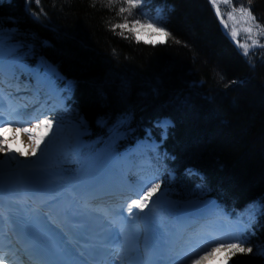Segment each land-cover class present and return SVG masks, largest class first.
I'll return each mask as SVG.
<instances>
[{
    "label": "trees",
    "instance_id": "1",
    "mask_svg": "<svg viewBox=\"0 0 264 264\" xmlns=\"http://www.w3.org/2000/svg\"><path fill=\"white\" fill-rule=\"evenodd\" d=\"M164 1L175 6L171 37L154 48L118 38L109 28L113 12L96 0H39L37 9V0H14L0 6V28L11 29L15 42L31 45L73 84L69 106L89 123V133H96L98 118L118 112L131 115L132 124L171 115L183 164L203 172L236 207L260 200L259 214L242 211L257 230L243 244L253 251L230 261L264 264L257 254L264 245V73L247 64L256 55L246 60L234 52L204 0ZM249 3L264 27V0H231L236 8Z\"/></svg>",
    "mask_w": 264,
    "mask_h": 264
},
{
    "label": "snow or ice",
    "instance_id": "2",
    "mask_svg": "<svg viewBox=\"0 0 264 264\" xmlns=\"http://www.w3.org/2000/svg\"><path fill=\"white\" fill-rule=\"evenodd\" d=\"M213 4V7L216 10L217 16L221 19V23L224 24L225 28L228 27L227 21L224 19V14L220 10V4L223 3L225 6L231 4V0H210ZM39 3V0H37ZM113 3V0H109V4ZM128 7H120L119 14L123 15L125 12L128 15H131V9L136 8L140 0H126ZM235 13L239 14L241 20H243L248 26L243 27L242 31L248 34H251L253 31L252 25L255 26L259 34H264V27L256 22L255 17L251 11V5L249 3L248 7L241 5L239 8H236L234 5L231 6V11L227 13L228 21L237 22ZM159 15L157 20H159ZM120 29L119 35L124 39H128L125 32L132 33L137 43H140V37L142 34H147L149 36L148 40H145L144 43H151L153 46L157 43H166L167 39L171 37V33L166 30L165 27L160 26L157 22H153L151 19L140 20L135 19L129 22L128 18L125 16L122 23H116L111 25V30L115 31ZM160 36L164 39L162 40H152L151 37ZM230 35L234 40L238 36V29L233 26L230 32ZM15 39V33L11 29L4 30L0 28V72L3 70V64L5 60V49H7V54L9 63H18L21 60V55L18 53V49L22 47L21 44L13 42ZM247 39L252 40V44L249 45L247 40L244 43H239L237 41V46L243 48V54L248 55L249 47H264V45L259 44V41L254 39L251 35H248ZM128 117L123 116L118 119L115 125L111 130L110 139H118L123 133L120 131L121 126L127 121ZM170 121L163 120L158 121V126L163 127L166 131L167 127L170 126ZM52 121L47 118H33L31 121H25L23 123L19 121L4 120L0 118V153H11L13 149L6 147L9 143V140L4 139L2 133L6 130H14L12 139H15L16 133L27 134L28 139L32 141V147L30 154L35 156L37 149H39L40 144L44 141L45 136L48 134V130L52 129ZM37 131L43 132L42 135H35ZM50 143V141H49ZM20 156H25L26 153H18ZM14 159V157H13ZM161 188L159 182H152L150 186L146 185V191L142 192L138 198L131 200L127 204L126 210L129 216L133 215V208H138L140 211H143L145 208L149 207V202L152 200V197L156 192ZM155 203H159V198ZM261 209L264 211V202L261 203ZM243 231V230H242ZM247 241L239 237L233 238L231 240L217 239L216 237H210L208 239L207 246L193 255L190 259L185 257L180 261H175L173 264H207L211 259H215L216 255L223 252L225 253L223 260L226 262L231 259L232 256H235L237 253L247 254L251 253L253 249L251 247H244ZM257 254L264 256V245L257 247Z\"/></svg>",
    "mask_w": 264,
    "mask_h": 264
},
{
    "label": "rangeland",
    "instance_id": "3",
    "mask_svg": "<svg viewBox=\"0 0 264 264\" xmlns=\"http://www.w3.org/2000/svg\"><path fill=\"white\" fill-rule=\"evenodd\" d=\"M96 1H100L101 3H104V5L108 7V9L110 8L109 11L113 12V19H112L113 21H111V23L109 24V26H110L109 28L110 29H111V25L123 22L124 18L122 17V15L119 14V11L114 12V7L110 6L111 4L107 3L106 0H96ZM122 1L125 4H127L126 0H122ZM211 8H212V10L214 12H216V10L213 7L212 3H211ZM220 10L224 14L225 21H227V23H228V27L225 28L226 29L225 30V34L228 35L229 37H231V39L234 42H236L237 49H235L236 47L234 48L235 53L240 54V55L242 54L244 56V54H243L244 50H243V48L237 46V41H239V43L242 44V43H244L247 40V43L249 45H251L252 44V40L247 39L248 35H251L254 39L258 40L259 44L264 45V34H259L254 25H252L253 31H252L251 34H248V33H245V32L242 31V28L243 27H247L248 25L243 20L240 19L238 13H235L237 22L228 21L227 13L231 11V6L230 5L225 6L223 3H221L220 4ZM160 13H161V15L164 14L162 7L160 9ZM220 21H221V19H220ZM129 22H131V21H129ZM222 25H223V27H225L224 24H222ZM233 26H235L238 29V36L236 37V40H234L232 38V36L230 35L231 29H232ZM120 31H121L120 29H116L114 32H117V34H119ZM124 35H126L128 37V39H126V41H131L132 42L131 44H135V45L136 44L137 45L140 44L142 46H149L151 48L157 47L159 45H163V43H157V44H155L153 46V44H151V43H144L145 40L149 39V36L147 34H142L141 35V37H140L141 42L140 43L136 42V40L133 37L132 33L125 32ZM118 38L122 39L123 37L121 35H119ZM151 39L155 41V40H162L164 38L160 37V36L153 35L151 37ZM232 48H233V46H232ZM249 52L254 54V55H256V57L255 56H253V58L251 57L252 59H249L247 61V64L250 65L249 66L250 68L253 67V66L255 67V69H254L255 71L254 72L255 73L258 72L257 75H259V76L262 75L264 73V72H262L264 70V49H263V47H260V48H258V47H249ZM244 57L247 60L249 55L248 56H244ZM5 58H8L7 50H5ZM222 63H224V62H222ZM226 67L228 69L236 68L234 65H232L230 63ZM258 68H261L263 70H261V69L259 70ZM221 75L224 76V80H225L226 79V73L222 72ZM222 79L223 78L221 76V80ZM226 85H228V83H226ZM30 113L31 112H23L21 115L28 116ZM35 118H39V116H36ZM74 122L83 124L84 123V119L82 117H78V116L74 117L73 116V117L62 118V119L58 120L57 122L53 123L52 124L53 125L52 129L48 130V134L45 136L44 141L40 144L39 149H37V152H36L35 156L30 154L31 147H32V141H30L28 139V136L26 134V136H25V138H26L25 146L21 147V149H19L16 152H14L15 154H17V157L15 156L14 153H4L2 155L3 158L0 157L1 160H2L1 168L3 167V165H5V166L8 167V168H6L7 170L15 172L16 169H17V166H18V164H20V162L21 163H26V162L33 163L32 161H36L37 162L36 159L38 157H40V158L42 157L43 150L46 149L49 144L56 145V146H59V147H63L62 143H61V139H63L64 136L69 135V133H72L73 123ZM8 131H10V130H6L4 132L7 133ZM34 134L39 136V135H42L43 132L37 131ZM15 136H18V135H15ZM49 141H50V143H49ZM187 143L190 144L189 142H187ZM142 144H141V146H144V147H147V148H153V147L157 146L156 142L154 140L150 139V138L144 139L142 141ZM20 152H24V153H26V155L25 156L18 155V153H20ZM105 154L106 153L103 152L102 150H98V151H95L92 154L87 155L86 157H84L77 164V167H76L75 171H65V170L56 171L59 174H57L56 176L53 175V177H52L53 180H52L51 184L54 182L53 185H52V189L55 190L56 187L61 183L62 184L61 185V189L67 188L66 191L67 192H71V190L69 189L70 183L71 182H76L77 180H79L81 178L82 174H86L88 171L96 170L97 168L102 166L103 162L101 163V160L104 158ZM13 157H14V159H13ZM98 161L100 163H98ZM21 165L23 167L25 166V164H21ZM82 168H85V172L80 174L79 173V169H82ZM32 171H34V173L37 174V176H38L37 179H36V177L32 176ZM30 172H31V175L29 177H27L26 180H24L25 183H24V185L22 187L28 185L29 183H32V184L35 185L36 180H38L40 176H44V175H46L48 173L54 174V172L52 173L46 167H44L42 164H39V166L36 167V168L30 169ZM18 174L21 175V176L24 175V177H26L28 173L26 171H23V173L19 172ZM3 178H6V176L0 177V180H1L0 182H2V183H0V186L2 185L3 188H5L4 185L6 186L7 185L6 183L9 182L10 180H2ZM66 180H68L69 182L66 183ZM17 181L14 182V184H15L14 188L16 187ZM5 191H6V189H5ZM158 198L160 199L161 197L159 196ZM133 210H134V208H133ZM138 220H140V219H137L136 221H138ZM155 237H158V235L156 234ZM133 246H134V244H132V243H130L128 245L129 248H132ZM136 247H138L137 244H136ZM224 255H225V253H223V252L217 254L216 258L209 260L207 262V264H226L228 261L225 262L223 260Z\"/></svg>",
    "mask_w": 264,
    "mask_h": 264
},
{
    "label": "bare ground",
    "instance_id": "4",
    "mask_svg": "<svg viewBox=\"0 0 264 264\" xmlns=\"http://www.w3.org/2000/svg\"><path fill=\"white\" fill-rule=\"evenodd\" d=\"M13 132H9L10 133V135H5L6 136V138H7V140H9V143L8 144H10V147L9 148H11V149H13V152H11V153H14V152H16L17 150H19V149H21V147H24L25 146V144H26V138L24 137V136H21V134H19V136H17V137H15V139H12V137H13V133H14V130H12ZM13 143V144H12ZM8 147V146H7ZM4 153H0V157H2V155H3ZM15 154V153H14ZM6 155V154H5ZM3 158V157H2ZM1 164H2V160H1V158H0V177H2V176H8V173H6V172H3L2 170L3 169H6V168H4V167H2L1 168ZM20 173H23V171H21ZM0 183H2V182H0ZM7 185L5 186L4 185V189H6V191H5V196L3 197V198H1L0 199V202L6 207V208H9V207H11V206H13V207H16V208H18V209H20V210H23V206L19 203V200H21V197L20 196H15V195H12L11 194V191H10V186H12L11 187V190L13 191V189H14V186H15V184H14V182H11V181H9V182H7L6 183ZM0 187H2L3 188V186L1 185ZM37 206L38 205H36L35 206V208H37ZM65 216V218H64V221H66V219H69V217H67L66 215H64ZM63 221V222H64ZM88 223H89V221H87ZM88 223H86L80 230H79V232H77L76 234H79V236H78V240H79V242L80 241H82V242H86L88 239H89V235H88V233H87V230L89 229V224ZM73 233H75L74 231H73ZM107 235H110V233L109 234H107ZM64 238H67V241L69 242V243H71V240H70V238L69 237H67V235L66 234H64ZM108 240H112L111 238L110 239H105V240H103V239H96L95 240V245H100L102 242H105V241H108ZM154 247H158V245L157 246H154ZM159 248V247H158ZM109 263V261H106L105 262V264H108Z\"/></svg>",
    "mask_w": 264,
    "mask_h": 264
}]
</instances>
